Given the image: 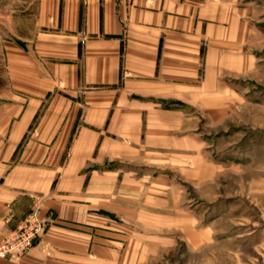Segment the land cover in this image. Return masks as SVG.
Segmentation results:
<instances>
[{"label": "crops", "instance_id": "obj_1", "mask_svg": "<svg viewBox=\"0 0 264 264\" xmlns=\"http://www.w3.org/2000/svg\"><path fill=\"white\" fill-rule=\"evenodd\" d=\"M257 20L242 0H0V244L35 208L47 223L0 264L171 252L193 219L175 175L207 189L204 130L257 97Z\"/></svg>", "mask_w": 264, "mask_h": 264}, {"label": "rangeland", "instance_id": "obj_2", "mask_svg": "<svg viewBox=\"0 0 264 264\" xmlns=\"http://www.w3.org/2000/svg\"><path fill=\"white\" fill-rule=\"evenodd\" d=\"M242 1L257 8L261 32L257 97L224 131L204 130L210 159L220 169L207 189L175 175L179 208L193 219L174 233L171 252L153 264H264V0ZM191 237L206 242L192 246Z\"/></svg>", "mask_w": 264, "mask_h": 264}, {"label": "built area", "instance_id": "obj_3", "mask_svg": "<svg viewBox=\"0 0 264 264\" xmlns=\"http://www.w3.org/2000/svg\"><path fill=\"white\" fill-rule=\"evenodd\" d=\"M47 223L40 209L31 210L0 244V259L20 258L25 255L45 233Z\"/></svg>", "mask_w": 264, "mask_h": 264}]
</instances>
